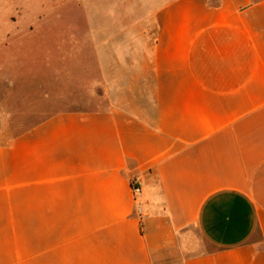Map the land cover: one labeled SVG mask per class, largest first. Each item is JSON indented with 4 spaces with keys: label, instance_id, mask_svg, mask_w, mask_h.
Wrapping results in <instances>:
<instances>
[{
    "label": "crops",
    "instance_id": "0c3cea01",
    "mask_svg": "<svg viewBox=\"0 0 264 264\" xmlns=\"http://www.w3.org/2000/svg\"><path fill=\"white\" fill-rule=\"evenodd\" d=\"M19 2L0 51L92 60L0 144V264H264V0Z\"/></svg>",
    "mask_w": 264,
    "mask_h": 264
},
{
    "label": "rangeland",
    "instance_id": "374dc122",
    "mask_svg": "<svg viewBox=\"0 0 264 264\" xmlns=\"http://www.w3.org/2000/svg\"><path fill=\"white\" fill-rule=\"evenodd\" d=\"M74 5L50 6L52 11L45 15L50 19L58 16L74 19L79 16L73 10ZM29 7L33 8L32 5L21 4L19 0L0 1V40L3 31L13 32L21 28L24 22L22 16L29 11ZM40 13L43 16L44 13ZM6 16L9 20H4ZM50 40L51 52L48 55L18 54L11 50L9 43L0 51V144H7L42 121L45 115L60 109L87 106L76 99L87 96L91 72L85 65L92 60L88 44L79 47V53H60L58 39ZM42 80L47 85H42Z\"/></svg>",
    "mask_w": 264,
    "mask_h": 264
},
{
    "label": "built area",
    "instance_id": "2783aa9c",
    "mask_svg": "<svg viewBox=\"0 0 264 264\" xmlns=\"http://www.w3.org/2000/svg\"><path fill=\"white\" fill-rule=\"evenodd\" d=\"M131 189L135 196V199H137L142 194V188L136 179L131 180ZM138 211L139 215H141L142 212L140 211V209Z\"/></svg>",
    "mask_w": 264,
    "mask_h": 264
}]
</instances>
